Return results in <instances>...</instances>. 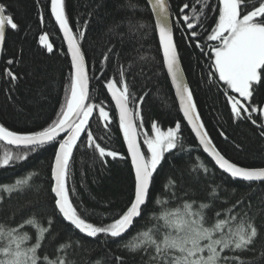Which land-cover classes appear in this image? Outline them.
Wrapping results in <instances>:
<instances>
[{"label": "trees", "instance_id": "trees-1", "mask_svg": "<svg viewBox=\"0 0 264 264\" xmlns=\"http://www.w3.org/2000/svg\"><path fill=\"white\" fill-rule=\"evenodd\" d=\"M0 2L8 6V11L19 24L18 31H7L0 64V123L20 132L39 130L56 118L64 102L72 71L71 59L61 31L50 13V0ZM65 2L74 32H78L87 23L81 47L90 73L89 103L97 105L89 123V130L97 142L128 157L118 115L107 90V81L118 79V68L123 66L135 100L131 106H138L139 115L143 116L141 133L147 131L152 134L150 128L153 122H158L166 130L179 121L183 148L166 154L154 174L153 201L147 205L145 214L135 221L132 230L122 238L110 239L103 235L88 237L58 214L54 206V194L50 191L53 183L51 166L58 148L56 144L46 145L30 153L26 160H17L0 168V185L12 184L16 179L35 174L30 186L23 191L11 196L3 194L5 198L0 203V222L16 226L26 218L35 216L47 226V221L51 220V233L44 242L43 251L54 257L58 254L57 246L67 243L70 245L67 257L72 264H95L97 260L103 261V264H115V258L119 256H124L127 264H146L147 256L142 261L139 255H129L122 243L137 231L152 227L156 222L154 217L165 212H183L186 202H211L209 192L217 188L220 195L215 198V210L226 209L241 199L250 204V209L245 208L243 211H249L255 217L260 237L255 242V253L245 252L242 255L249 259L255 258L258 264H264L260 256L264 251V182L248 184L226 176L204 154L184 121L171 80L162 67L163 53L158 30L154 31L155 17L147 0H131L137 5L134 9L128 7L129 0ZM184 2L189 0H169L170 12L182 66L201 119L218 150L230 161L244 167L264 166V138L259 136L256 126L250 121L235 120L223 83H217V78L209 75L213 70L209 68L211 61L205 53L217 42L207 41L208 33L198 27V42L202 46L208 45L202 53L200 48L188 40L183 25L176 24L180 19L178 9ZM211 2L213 6L218 4V0ZM41 11L43 22L40 20ZM129 19L144 24L145 28L141 32L128 33ZM214 19L215 14L210 13L205 27L214 26ZM115 24L121 26L114 33L111 29ZM45 34L54 45L53 53L47 52L39 43L40 37ZM109 47L113 49L112 53H108ZM104 54L109 55L107 62L103 60ZM8 59L15 61L12 70L20 77L15 82H10L3 75ZM228 95L238 94L229 91ZM252 103L263 108L264 84L256 88ZM101 106L111 116L107 129L104 128L105 122L98 116V108ZM253 118H256V114ZM222 132L227 139L220 134ZM141 137L143 141V135ZM142 146L146 149V145L142 143ZM5 151L20 154L22 150L0 141V156ZM107 161L106 165L103 164L98 153L86 146L85 134L78 142L71 162L68 180L70 196L80 214L95 224L111 222L110 218L125 210L133 199L134 169L130 158L112 160L109 157ZM200 161L207 166V174L202 170H193ZM170 178L176 182V186L171 189L166 187ZM156 200L161 203H156ZM212 214L208 213L209 216ZM27 230L33 232L31 228Z\"/></svg>", "mask_w": 264, "mask_h": 264}, {"label": "snow or ice", "instance_id": "snow-or-ice-1", "mask_svg": "<svg viewBox=\"0 0 264 264\" xmlns=\"http://www.w3.org/2000/svg\"><path fill=\"white\" fill-rule=\"evenodd\" d=\"M147 3L151 5L150 11L156 16L154 31L158 30L159 44L163 51L162 67L174 86L179 110L191 126L199 145L219 169L231 178L248 184L264 182V166H239L218 150L201 119L193 90L186 82L171 23L169 0H147ZM128 7L134 9L137 5L129 0ZM178 11L180 19L176 24L183 25L188 40L200 48L202 53L208 45L202 46L198 42V27L208 33L207 41L217 42L205 53L211 61L209 68L213 70L209 75L216 77L217 83H223L235 120L250 121L256 126L259 136L264 138V108L252 103L256 88L264 84V0H218V4L214 6L211 0H189ZM50 13L67 41L72 69L69 87L65 90L64 102L56 118L47 126L39 130L20 132L0 123V141L22 150L20 154L5 151L0 156V168L17 160H26L30 153L46 145H58L51 166L53 183L50 189L54 194V206L58 214L88 237L97 238L103 235L110 239L122 238L134 226L137 218L145 214L149 202L153 201L154 174L166 154L183 148L181 123L177 121L174 127L163 130L158 122H153L150 128L152 134L147 131L141 133L143 116L139 115L138 106L130 107L135 100L124 68L120 66L119 78L109 79L107 90L118 109L119 128L123 132L128 157L101 146L89 130V120L94 110H97V105L88 103V66L81 47L87 23L78 32L73 31L65 0H50ZM210 13L215 14L214 26L205 27ZM40 20L43 22L42 11ZM127 24L128 33L131 34L145 28L144 24L131 19L127 20ZM120 26L113 25L111 31L115 33ZM8 30L18 31L19 24L8 11V6L0 2V55L5 51ZM39 43L47 52L53 51V45L48 42L46 34L40 37ZM107 51L112 53L113 49L109 47ZM103 60L107 62L109 55L104 54ZM14 63L13 59H8L3 73L10 82L20 78L12 70ZM229 91L238 94L246 103H242L234 95H228ZM254 114L256 118H253ZM98 116L105 122L104 128L107 129L111 122L110 113L101 106L98 108ZM84 134L86 146L98 153L103 164H107L109 157L112 160H126L130 157L134 169L133 199L125 210L111 217L109 223L89 222L80 214L78 206L74 205L70 196L68 180L73 153ZM220 134L225 139L228 138L223 132ZM141 135L143 141L140 140ZM142 143L146 145V149H142ZM193 170H202L205 174L209 171L202 161ZM33 175L35 174L16 179L12 184L0 185V203L4 201V193L11 196L30 186ZM175 186L176 182L170 178L166 187L171 189ZM219 195V190L212 188L209 192L211 202H186L183 212H165L154 217L156 222L152 227L137 231L122 243L124 250L129 255H139L142 261L147 256L146 264H258L255 258L249 259L242 255L245 252L255 253V242L260 237V228L255 223V217L249 211H243L245 208L250 209V204L241 199L226 209L215 210V198ZM155 202L161 203L159 200ZM209 212L213 214L209 216ZM51 224L52 221L48 220L45 226L35 216L26 218L16 226L0 222V264H72L67 257L70 246L67 243L57 246L58 254L54 257L43 251L44 242L51 233ZM28 228L33 232L30 233ZM260 256L264 259V251ZM95 264H103V261L97 260ZM115 264H127V260L124 256H119L115 258Z\"/></svg>", "mask_w": 264, "mask_h": 264}, {"label": "water", "instance_id": "water-1", "mask_svg": "<svg viewBox=\"0 0 264 264\" xmlns=\"http://www.w3.org/2000/svg\"><path fill=\"white\" fill-rule=\"evenodd\" d=\"M148 5H150V4H148ZM150 8H151V5H150ZM153 13V12H152ZM153 15H154V17H155V19H156V16H155V13H153ZM53 19H54V17H53ZM55 20V19H54ZM171 23H172V25H173V22H172V15H171ZM57 24V23H56ZM57 27L59 28V26H58V24H57ZM173 28H174V25H173ZM60 30V29H59ZM61 31V34H62V37H63V40L65 41V43H66V47H67V41L64 39V36H63V31L62 30H60ZM6 37H7V32H6ZM159 37V36H158ZM48 42L49 43H51L52 44V42H50V40L48 39ZM53 45V44H52ZM162 48V47H161ZM53 51H54V45H53ZM53 51L52 52H50V53H53ZM162 53H163V51H162ZM69 56H70V54H69ZM2 57H3V55H0V64H1V61H2ZM71 59V58H70ZM88 66V65H87ZM88 75H89V100H90V96H91V94H90V92H91V83H90V73L88 72ZM185 76H186V73H185ZM169 77V76H168ZM169 79H170V77H169ZM171 80V79H170ZM186 82L187 83H189V80L187 79V76H186ZM173 86V85H172ZM173 90L175 91V89H174V86H173ZM108 94H109V97H110V101H111V104H113V106L115 107V101L112 99V97H111V93L110 92H108ZM236 96V95H235ZM236 98L237 99H241L240 97H238V96H236ZM89 100H88V103H89ZM176 100H177V102H178V98L176 97ZM241 102L242 103H246L243 99H241ZM179 103V102H178ZM130 107H132L131 105H130ZM263 108H264V106H263ZM115 110H116V112H117V115H118V109L115 107ZM180 112H182V111H180ZM182 116H183V113H182ZM92 119V117L90 118V120ZM90 120H89V123H90ZM184 121H185V123H187V121L184 119ZM188 125V124H187ZM189 126V128H190V130H191V126L190 125H188ZM90 128V127H89ZM191 133L192 134H194V136H195V133L191 130ZM62 135H64V134H62ZM85 135V134H84ZM84 135H82L81 136V139H80V141L83 139V137H84ZM196 138V137H195ZM140 140L142 141V137L140 136ZM196 140H197V142H198V144H199V141H198V139L196 138ZM79 141V142H80ZM1 142H3L4 144H6L7 146H11V147H13V148H17L16 146H13V145H8L6 142H4V141H1ZM216 145V144H215ZM142 146V145H141ZM126 147H127V145H126ZM201 148H202V146H200ZM17 149H19V148H17ZM142 149H144V147L142 146ZM202 150H203V148H202ZM204 152V151H203ZM204 154H206L209 158H210V160L213 162V164L215 165V166H217L218 167V165H216L215 164V162H214V160L206 153V152H204ZM130 158V157H129ZM239 165V164H238ZM239 166H241V165H239ZM219 168V167H218ZM221 170V169H220ZM222 172H223V170H221ZM224 173V172H223ZM226 176H229L227 173H224ZM236 180H239V179H236ZM253 183H261V182H253ZM139 218H137V220H138ZM134 225H135V223H134ZM134 227V226H133ZM132 227V228H133ZM132 228L131 229H129V231L127 232V233H125L124 234V236L125 235H127L131 230H132ZM86 235V234H85Z\"/></svg>", "mask_w": 264, "mask_h": 264}]
</instances>
